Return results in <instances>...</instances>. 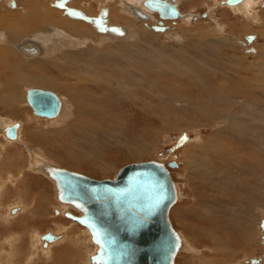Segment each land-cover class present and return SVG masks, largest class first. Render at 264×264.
Wrapping results in <instances>:
<instances>
[{"label":"rangeland","instance_id":"374dc122","mask_svg":"<svg viewBox=\"0 0 264 264\" xmlns=\"http://www.w3.org/2000/svg\"><path fill=\"white\" fill-rule=\"evenodd\" d=\"M214 1L217 0H195L190 3L191 5L181 4L183 10H190L198 15L201 14V17L198 18L200 20L195 21V23L184 24L169 21V23H172L167 25L169 26L168 30L164 33L147 28L148 26L145 24L147 32H142L137 41L128 40L116 43L96 40L95 48L101 50V47L109 45V47L112 46L116 50H121V64L125 65V68L129 71H135L134 75L142 77V80L140 79L141 82H137L130 76L126 82L121 78L123 80L121 81V98L116 90L114 93L108 92L111 96L109 101L111 105L105 104L98 108L102 111H109L114 118L121 114L122 123L120 125L116 121L110 120L108 126L106 125L93 133L90 132L89 136L93 137L94 141L87 139L86 134L78 133L75 128L67 133L65 132L64 135L62 132L59 133L58 130L65 131L69 126L72 127L70 122L74 120V116L63 117L64 120H58L61 117L54 120L37 117L28 106L25 97L24 104L21 106L23 109L19 108L17 110L19 115L14 120H8L7 125L20 122L23 126L21 127V138L26 144L28 143L29 147L28 145L25 147L24 143H11L16 146V151L13 150V154L8 159L16 155L15 157L19 158L16 167L10 165L4 167L2 157H0V178L5 182V187L0 188V196H5L2 201L0 200L3 205L0 206V212H4V214L11 217L10 209L21 205L25 210L27 208L30 212L36 213V195L40 194L41 198L46 200L42 207L43 211L49 213L51 220L45 217L44 220L35 223L26 221L20 223L18 227L14 226L12 229L11 227L7 229L5 226L0 228L1 237L9 235L11 231L12 233L22 232L24 230L21 229L26 228L24 240L31 249H34L36 247L34 241L37 237L35 238L30 231L34 230L39 233L46 231V229L47 231L48 229L57 231V226L53 222L57 220L56 224L62 225V230L57 234H61L68 227L78 230V242H73V244L76 246L79 258L83 260L82 264H89L88 257L92 255L94 248H96L91 242L88 229L71 220H66L65 216L58 217L54 215L55 207L66 208V206L58 203L55 187L46 175L33 173L29 170L30 159L28 153H31V150L45 160L59 164L64 169L96 180L113 179L121 168L132 163L156 161L169 165L176 161L179 166L172 173L175 183L181 187L182 198L178 200V203L172 209L171 219L177 232L185 234L192 248L200 252L197 251L198 253L195 255L187 251L182 252L181 248L176 264H201L199 258H203L204 261L207 259L212 264H225L227 261H233L232 264H242L244 260L256 257L259 258L257 264L260 263L261 259L264 260V238L261 239L260 245H253L244 241V234L240 229V226H242V210L247 213L253 229L257 228L259 221L261 222L264 218V198L262 196L259 198V195L264 192V163L258 165V168H261L259 177L251 176L248 167L251 169V164H254V161L257 160L256 157H252L251 162L250 157H245L242 153L239 154L236 143L241 145V141L230 134H225L226 137L223 134L215 138L214 133L216 130L218 128L224 130L225 128L224 125H217L213 119L201 120L197 124L192 123L189 128L185 124H181V129L184 130L179 129L180 131L166 129L169 125L166 121L168 117L166 118L165 115L167 111L168 113L176 112L180 117H188L186 109L188 104L173 105L175 101L173 95H184V90H187L188 87L196 93V87L192 83L201 80L204 81L207 88L215 90L216 87L224 88L226 86L231 90L239 89L248 92L250 96L254 97L256 95L252 100L264 102L262 94L251 92L257 91L258 78L255 77V74H258L256 72H258L260 66H256V62L261 60L264 63V60H262L264 59V0H261L260 5L254 6L253 16L256 19L255 22L247 20V17L243 16L244 13L243 15L238 14L232 8L224 6L217 7L212 11L215 17L214 21L206 19L205 16ZM191 7H194L195 10L189 9ZM85 8L93 10L89 4ZM168 32L171 37L165 35ZM250 38L251 40H249ZM223 40L233 41L235 46H225ZM132 44H141L139 46L141 50L129 48ZM178 50L181 51V55L193 56L195 64H191V61L189 63L194 66V75L188 76L178 69L167 70L162 65H160L161 69L156 68L153 63L148 61L150 58L159 64L163 63L166 61L164 59L165 54L178 55ZM176 58L179 60L178 57ZM245 58L247 60H244ZM177 59L174 58L173 62L179 63ZM202 63H204L203 67ZM246 73L251 76L248 80L249 83L240 84V80H245L248 77ZM253 79L254 82L251 81ZM151 84H156V88ZM114 87L119 88L118 85ZM97 94L100 97L107 96V93L106 95L104 93ZM243 99L249 100L248 98ZM75 109L72 108L73 113ZM0 116L4 119L7 118V113L2 107H0ZM171 116L172 114L169 117ZM29 118H32V120L29 121ZM40 128L41 130L45 128L48 131H40ZM50 128L53 129V133L49 132ZM38 133H42L41 136ZM196 139H202L205 143H213L219 146L221 154L216 156L217 154L213 152L206 151L204 154L203 150L196 151L198 147L194 148L192 143ZM5 142V138L0 136V144L2 143L1 145L5 146H3V149L0 148V152L6 149L5 144L7 143ZM228 144H233L232 151L227 150ZM187 148L191 150H188L191 153L195 151L203 154V156L205 155V163H209L211 166L209 172L202 166L196 168L192 173L193 175L181 170V168H186L185 160L188 155L185 150ZM66 153H70V156L74 158L77 157L78 161L88 168L80 169L73 164L61 162L58 159L59 157L70 159ZM137 153H141L142 157L134 155ZM4 156L7 158L5 154ZM92 157L94 159H91ZM224 158L232 160L234 165H223L221 160ZM11 161H15V158L9 159L8 164ZM44 161L41 163H44ZM237 161L240 164L239 167H235ZM103 166L107 167V171L102 172L101 167ZM226 170L231 173L236 184L242 183L241 190L253 191L254 198L246 197V195L241 197L235 192L229 198L227 196L229 188H226L228 183L225 184L224 181V177L227 176ZM256 170H252L253 175ZM26 185L28 189L24 188ZM245 185L246 188H242ZM68 209L67 211L78 216L77 212L71 208ZM36 214L40 215L39 213ZM0 221L3 222L1 217ZM185 229L193 232V234L188 235ZM259 230L262 232L260 223ZM262 236L264 237V233ZM89 237L90 241L88 240ZM80 239L82 240L80 241ZM235 241L238 243H234ZM220 244H223V246H220ZM233 251H236V253H232ZM43 252L45 251L41 249V253ZM32 254H34L33 250ZM53 255L52 260H44V264L56 263V259L61 256V251H59V255L58 253Z\"/></svg>","mask_w":264,"mask_h":264},{"label":"bare ground","instance_id":"6f19581e","mask_svg":"<svg viewBox=\"0 0 264 264\" xmlns=\"http://www.w3.org/2000/svg\"><path fill=\"white\" fill-rule=\"evenodd\" d=\"M12 1L17 2L16 9L9 8ZM55 1L56 0H0V107H2L3 110L7 113L6 119L0 116V136L4 137L6 140L5 143H7L5 144L6 149L0 152V157H2V165L4 167H7L8 165L16 167V165L18 164L19 158L17 159L15 157L16 156L15 154H14L15 156L9 158L11 160L12 158H15V161H11V163L8 164L9 163L8 157L11 156V154H13L12 153L13 150L16 151L15 149L16 146L11 143H16V142L18 144L24 143L25 147H27L28 145V143L26 144L21 138V127L23 126L20 122H17L12 125H7L8 120L11 119L14 120V118L19 115L17 113V110L19 108H22L21 106L24 104L25 97L28 106L33 110V108L28 103L27 91L31 89H38L42 91L52 92L58 97L60 101V110L55 117L52 118L41 117L36 115L33 110L34 114L37 117L47 118L51 120H54L55 118L57 119V117H61L58 120H64L65 118L63 117H71L73 115L74 120L70 122L72 127L69 126L65 131L58 130V132L59 133L62 132L64 135L65 132L67 133L72 128H75V130L78 133L79 132H81V134L84 133L86 134L87 139L94 141L93 137L89 136L90 132L93 133L94 131L105 127L106 125L108 126L110 120L116 121L120 125L122 123L121 114L117 115L116 118H114L113 115L109 113V111H102L101 109L98 108L104 106L105 104L108 105L110 103L109 101L111 100L110 98L111 96L109 95V93L110 92L114 93V91L116 90L118 91L117 93L118 96L121 98V81L126 80L127 82L130 76L131 78L135 79L137 82H141L142 80V77H138L134 75L135 71H129L127 68H125L126 67L125 65L121 64V50H116L112 48V46L109 47V45L105 47H101V50L100 48L97 47L96 49L95 48L96 40H100L101 42L112 41L116 43H120L121 41H128V40L137 41L140 38V34L142 32H147L145 24H147L148 26L147 28H151L154 31L156 30V31H161V33H164L168 30L169 27V26L168 27L165 26L170 25L173 21L177 23L190 24V23H195V21H199L200 19L198 18L201 17V14L198 15L196 13L191 12L190 10L185 11L179 7V4H183V3L190 4L195 0H174L173 4L178 8L179 17L176 19L162 18L161 15L157 12L160 18L164 19L162 25L163 27L154 28L152 26L156 24L159 25V21L155 16L149 13L147 9L142 7L143 6L142 3L144 0H70V1L68 0L69 2H67L66 4L68 8L79 10L82 13H84L86 17H89L91 19L96 17L97 14L96 12H98L101 7L109 8L110 18L108 17L109 15L107 9L103 10V12L101 13L103 14L104 12H107V16L105 17V24L107 30L110 27H115V26L118 27H116L115 31L108 30L106 32H101L92 23V21L73 18L68 14H66L64 10L57 8L54 5ZM90 1L95 2V4L97 5L96 10L95 8H93V10H89V9L87 10L85 8L86 5L88 4L91 5ZM226 1L227 0H217L212 2L213 4L210 6L208 13L206 15L207 18L206 17L205 18L214 21L215 17L212 11L217 7L224 6V7L232 8L238 14L243 15L244 13L243 16L247 17V20L251 22L256 21V19L253 16L254 6L260 5L261 0H242L240 3L236 5H228L226 3H222ZM132 8H136V9L138 8L142 10V12L147 13L148 14L147 16L151 17V21L146 20L147 18L138 19L132 13L131 11ZM189 9L195 10L194 7H191ZM169 21L172 22L169 23ZM49 34H51L50 36H52V34L55 35L57 34L61 38V40L64 41L62 43H59V45L61 44L60 46H58L59 51L58 49H51V48L48 49L47 47L44 48V44L46 42L47 45L52 46L50 45L52 43H48L49 41H51ZM165 35L167 37H171L169 36L171 35L169 32L167 34L165 33ZM113 36H121L122 38L119 37L117 38ZM33 42L39 43L40 47L34 44ZM140 45L132 44L131 47L129 48H135L141 50L139 47ZM223 45L230 47L235 46L233 41L227 42L225 40H223ZM117 46L114 47L118 48ZM179 47L182 48L181 46ZM178 52H179L178 55H173V56H171L169 53H167V55L165 54L166 57L164 59H166V61L160 64L153 59L151 60L150 58L148 61L149 63H153L156 68H160V65H162L165 68H167V70L178 69L181 70L183 74H186L188 76L194 75L195 73L193 68L194 66H191L189 63V61H191V64H195L192 58L193 56L189 57L186 55H181L180 54L181 51L179 50ZM30 57H39V58L31 59ZM176 57H178L179 60ZM174 58L177 59L179 63L173 62ZM185 59L187 60L188 64ZM244 60L247 59L245 58ZM40 64L44 66H39ZM203 65L204 63H202V67ZM256 66H260L258 72H256L258 74H255V77L258 78V82L256 83L257 91L256 92L251 91V92L259 93L264 96V63L261 60L257 61ZM27 67L30 69L29 71L27 70L28 69ZM253 68L251 69L252 73H253ZM246 75L248 77L245 78V80L243 79L240 80L239 81L240 84L249 83L248 80L250 79L251 76L249 73H246ZM251 81L254 82V79ZM192 84L195 85L196 87V93L192 92V88L187 86L188 89L184 90V95L182 94H177L176 96L173 95L175 100L173 102V105L181 104L182 106V104L183 105L188 104L186 106L187 108L185 107L187 109L188 117L186 116L180 117L176 112L168 113L167 111L165 115L166 118L168 117L166 121L169 125L167 126L166 129L184 130L181 129V124H185L189 128V125L192 123L197 124L201 120L213 119L217 125L218 124L222 126L224 125L225 128L224 130L218 128L214 133L215 138H218L223 134L224 135L230 134L241 141V145L239 143H236L237 148L239 150V154L242 153L245 157H250L251 162H252V157H256L257 160L254 161V164H251L252 165L251 169L249 167L248 169L251 171L249 172L251 176H255L258 178L259 172L261 171V168H258V165L260 163H264V102L252 100L255 98L256 95L254 97L250 96L248 92L246 93V91L243 90L241 91L239 89L231 90L229 87L226 86H224V88L216 87L214 88L215 90H213L205 87L203 80L199 82H194ZM117 85L119 86L118 89L114 87ZM151 85L154 87L156 84H151ZM154 88H156V86ZM97 93L100 94L104 93L105 95L107 93V96L103 95L102 97H100ZM152 95L154 96V94ZM243 98H248L249 100L247 99L244 100ZM72 108L73 109L76 108L77 110L76 109L73 110L75 111L73 113ZM171 114L172 116L169 117ZM162 117L165 118L164 116ZM28 120L30 121L32 120V118H29ZM14 125H18L17 136L15 139H11L8 138L6 135V128ZM42 130L43 132L48 131L45 128H43ZM42 130L40 128V131ZM49 132L53 133L54 131L53 129H51L49 130ZM40 134L38 133V135ZM227 135H225V137ZM232 136L230 137L232 138ZM9 140L12 141L10 142ZM86 143L89 144L88 141H86ZM192 143L194 145V148L198 147L196 151L203 150L204 154L206 151H209L210 153L212 152L216 153L217 154L216 156L221 154V148L217 145H214L213 143L212 144L205 143L204 140L202 139H196ZM1 144H0V148L3 149L4 145ZM227 147H228L227 150L229 151H232V149L234 148L233 144H228ZM188 150L190 149L187 148L185 150V152L188 155L185 160L186 168H181V170L185 173H190V175H193L192 173L194 172V170L202 166L204 169H206L207 172H209L211 166L209 163H205L204 161L205 155L203 156V154L196 153L195 151L191 153L190 152L191 150L190 151ZM4 154L6 155L7 158H5ZM67 154L70 157V159H66L63 157H59L58 159L66 164H73L75 167L80 169L88 168L87 166H84L83 163H80L77 157L74 158L73 156H70V153H66V155ZM134 155L140 158L142 157L141 153H137ZM40 157L41 156H39L32 150L31 153H28V158L30 159L29 170L32 171L33 173H39V174L42 173L46 175L55 187L56 199L58 203L66 206V208L61 206L55 207L54 211L58 210L59 214H55L54 212V215L58 217L65 216L67 219L88 229L91 235V232L88 227L66 216L67 213L72 214L69 211H67L69 210L68 208H71L72 210L78 213V216L76 217H80L83 214V211L79 210V208L76 207L73 203H65L61 200L60 198L61 192L58 189L57 180L53 178L50 173V170L53 168L62 169V170H67V169L62 168L59 164H55L52 161H47L43 157H41L40 159ZM72 159L75 160L73 161ZM91 159L94 158L92 157ZM43 161L44 163H41ZM151 162L164 165L169 170L171 178L173 180L174 188L177 194L176 202L169 211V217L173 225L171 219V211L174 208V206L178 203V200L179 199L181 200L182 198L181 187L177 183H175L172 173L174 169H176L179 166V164H177L176 161L173 162L176 163L175 167H170L172 163L169 165L167 164L165 165L163 163L156 161L132 163L121 168L113 179H107V180H96L70 170L67 171L100 182H107V181L117 182L121 174V171L126 167H129L131 165H140L143 163H151ZM221 162L223 165L226 166L234 165L232 160L225 158L222 159ZM242 162L243 160L241 161V164ZM235 165H236L235 167L240 166L238 161L237 164ZM255 169L257 170L254 172L253 175L252 170L254 171ZM101 170L102 172H105L107 171V167L103 166L101 167ZM226 172H227L226 174L227 176L224 177V181L225 184L228 183V186L226 188H229L227 192V196L229 198L231 194L233 195V192L237 193L238 196L241 197L246 195V197L254 198L253 191L241 190L240 186L242 185V183L239 182V184H236V181H234L231 173H228L227 170ZM4 187H5V182L3 179L0 178V188L3 189ZM232 187H236V188H232ZM136 188L137 189L135 190V192L141 191L139 185L138 187L136 186ZM242 188H246V185L243 186ZM36 196H37L36 197L37 205H35V212L44 215L42 207L46 202V200L45 198H41L40 194H37ZM261 196L264 198V192L261 193V195H259V198H261ZM236 202L237 200L235 201V203ZM19 207L22 210L23 207L22 206ZM13 210L15 213V211L16 212L18 211V208L10 209L9 211L10 215L13 214ZM242 212L244 214L243 213L241 214L242 226H240V229L241 232L244 234L243 237L244 241L252 243L253 245H258V244L260 245L261 239L264 238L262 236L264 231L261 228V224L264 221V219L261 221V223L259 221L260 229L263 232L262 233L259 230V223L257 225V228L253 229L251 227V223L249 222L247 213H245L243 210ZM185 232L188 235L193 234V232H189L186 229ZM48 233L53 235L54 239L45 241L42 237L41 242L44 249L49 248L50 245L53 243L60 242L62 239L66 240V242H72L75 239L72 231L69 230L63 231V233L61 234L52 233V232H48ZM178 235L180 238L181 246L175 258L174 264H176V260L180 253L181 248H182V252L187 251L195 255L199 252L198 250L197 252L192 248L185 234L178 233ZM88 240L90 241V237ZM91 242L96 246L92 254L94 253L96 254L99 249V246L93 241L92 235H91ZM234 243H238V242L235 241ZM69 245L70 244H65L64 247L68 249L70 248L68 247ZM221 245L223 246V244H220V246ZM232 253H236V251H233ZM91 256L92 255H89L88 257L89 264H93L90 258ZM59 259H56L57 260L56 263L52 262L50 264L70 263V262H64L63 260L64 257L60 256ZM81 259L82 258H79L78 263L76 264H82L83 260ZM199 260L201 264H212L207 259H205L204 261L203 258H199ZM251 260L252 258H248L244 260L242 264H251ZM139 261H141V259H139ZM232 263L234 262L227 261L225 264H232ZM259 264H264V260L261 259Z\"/></svg>","mask_w":264,"mask_h":264},{"label":"water","instance_id":"95a60500","mask_svg":"<svg viewBox=\"0 0 264 264\" xmlns=\"http://www.w3.org/2000/svg\"><path fill=\"white\" fill-rule=\"evenodd\" d=\"M241 1L222 3L236 5ZM67 2L56 0L54 5L73 18L92 21L101 32L115 31L116 27L107 30V12L91 19L79 10L68 8ZM145 5L162 18L179 17L177 6L167 2L147 0ZM27 99L38 116L52 118L59 113L60 101L52 92L31 89ZM17 128L18 125L7 127V137L15 139ZM175 166L176 163L170 165ZM50 173L57 180L61 200L83 211L80 217L69 213L66 216L89 228L99 246L91 257L93 264H174L181 243L169 211L177 194L164 165L155 162L131 165L121 171L117 182L91 180L55 168ZM138 185L141 191L135 192ZM261 228L264 231V221ZM43 239L53 240L54 236L48 233Z\"/></svg>","mask_w":264,"mask_h":264},{"label":"crops","instance_id":"0c3cea01","mask_svg":"<svg viewBox=\"0 0 264 264\" xmlns=\"http://www.w3.org/2000/svg\"><path fill=\"white\" fill-rule=\"evenodd\" d=\"M13 3L15 4V6H13L14 5ZM179 7L182 9L181 4H179ZM9 8L10 9H16L17 8V2L12 1ZM50 35L51 34H49L51 41H49L48 43H52V44H50L52 46L47 45V42H46L45 43L46 45L44 44V48L47 47L48 49L49 48L58 49V46L61 45V44L59 45V43H62L64 41H62L61 38L57 34L56 35L52 34V36H50ZM33 43L39 46V43H37V42H33ZM58 51H59V49H58ZM26 52H28V51H26ZM26 57H29V56H26ZM30 58L31 59H33V58L37 59L39 57H30ZM34 66H36V65H34ZM27 70L29 71L30 69L28 68ZM13 124H15V123H13ZM24 188L28 189L27 185ZM2 198H5V196H0L1 201H2ZM1 201H0V206H3ZM35 205H37V201L35 202ZM18 206H21V205H18ZM18 206L14 207V208H18V211L17 212L15 211L14 214H11L10 215L11 217L4 214V212H0V217L3 220V222L0 221V228H3L6 226L7 229L9 227H11V229H12L14 226L18 227V225L22 222L27 221L28 223L29 222L35 223L36 221L38 222L40 220H44L45 217L51 220V216L49 215V213L47 211H43L44 215L41 217L40 216L41 214L40 215L36 214L38 212H36V213L30 212L29 210H27V208L25 210V208L23 206H22L23 208L21 210V208H19ZM53 222L57 226V229H58L57 231H55V230L53 231L50 229H48V231H47V229H46V231H42V232H44V233H46V232L59 233V231L62 230V225H57L56 224L57 220L53 221ZM21 230L25 231L26 228L25 229L22 228ZM66 230L72 231L75 239L72 242H66V240L62 239L60 242H58L59 244L53 243L47 249H44L42 247V244H41L42 243L41 237L44 236L42 232L39 233L38 231H34V230L30 231L32 234H34L35 238L37 237L36 241H34V242H36V244H35L36 247H34V249H31L29 244H27L25 242L24 237L26 236V233L24 231L19 232V233H12V231H11V233L7 236H2V237L0 236V264H44L45 263V262H43L44 260L45 261L47 259L52 260V258L54 256L53 254L58 253V255H59V251H61V254H63V255H61V257H64V259H63L64 262H70L69 264L78 263V259H79V256L77 255L78 251L76 249V246L73 244V242H76V243L78 242V230H75L72 227H68ZM28 235L30 236L31 234H28ZM81 240L82 239H80V241ZM65 244H70L68 246L70 248L66 249V247H64ZM73 248H74V251H73ZM77 248H78V246H77ZM41 249L44 250L45 252L41 253ZM32 250L34 251V254H32ZM8 254H9V256H8ZM45 254H46V256H45ZM34 256H36V257H34ZM92 256H93V254H92ZM257 260L259 261L258 257L252 258L251 264H257ZM50 263H52V262H50ZM90 263H91V261H90ZM46 264H48V263H46ZM58 264H61V263H58Z\"/></svg>","mask_w":264,"mask_h":264},{"label":"flooded vegetation","instance_id":"af4514ba","mask_svg":"<svg viewBox=\"0 0 264 264\" xmlns=\"http://www.w3.org/2000/svg\"><path fill=\"white\" fill-rule=\"evenodd\" d=\"M70 1V0H69ZM68 1V2H69ZM147 0H144L143 1V8H145V9H147V11L149 12V13H151L153 16H155L156 18H157V20L159 21V25L158 24H156V25H153L152 27H154V28H162L163 26V20L164 19H162V18H160V16H159V14L157 13V12H155L154 10H152V9H150V8H148L146 5H145V2H146ZM160 1H164V2H167L168 4H170V5H174L173 4V1L174 0H160ZM91 2V6H93L92 8H95V10H96V4H95V2H92V1H90ZM95 4V5H94ZM105 9H107L108 10V17L110 18V9L109 8H106V7H101L100 9H99V11L98 12H96L97 14H96V17H94V18H97L102 12H103V10H105ZM134 10V11H133ZM132 13L138 18V19H146V20H150L151 21V17L150 16H147L148 14L147 13H144V12H142V10H140V9H136V8H132ZM107 17V18H108ZM156 23V22H155ZM115 27H118V26H115ZM120 27V26H119ZM168 27V26H167ZM121 28V27H120ZM113 37H119V38H122L121 36H113ZM55 213L56 214H59V211L58 210H55ZM66 220H69V219H67L66 217H64ZM48 232H46V233H43V235H45V234H47ZM42 235V236H43ZM42 238V237H41ZM42 244V243H41ZM42 247H43V245H42Z\"/></svg>","mask_w":264,"mask_h":264}]
</instances>
